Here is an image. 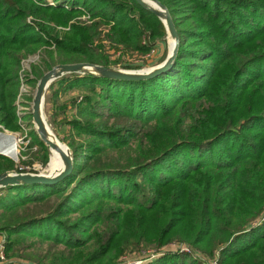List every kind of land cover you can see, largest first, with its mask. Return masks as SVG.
<instances>
[{"label": "trees", "instance_id": "16d2710c", "mask_svg": "<svg viewBox=\"0 0 264 264\" xmlns=\"http://www.w3.org/2000/svg\"><path fill=\"white\" fill-rule=\"evenodd\" d=\"M55 1L39 0L29 11L19 0H0V111L15 120L29 55H46L27 74L37 86L62 63L116 67L104 37L115 49L146 54L168 34L137 0ZM160 1L180 37L168 71L143 80L77 72L55 80V99L73 88L92 92L95 97L77 102L78 113L98 120H73L92 140L72 147L69 176L0 188L8 257L116 264L132 246L161 249L175 238L208 253L220 249L222 264H264V219L247 227L264 213V0ZM39 7L53 13H44L46 22L69 31L59 35L45 23H29V15L40 16ZM84 13L91 22H72ZM51 45L55 49H47ZM121 117L134 122L117 124ZM32 119V112L24 117ZM33 136L46 162L49 148L36 131ZM8 167L14 162L0 154V173ZM44 241L64 245L73 256L30 250ZM194 254L165 252L149 264H205Z\"/></svg>", "mask_w": 264, "mask_h": 264}, {"label": "rangeland", "instance_id": "374dc122", "mask_svg": "<svg viewBox=\"0 0 264 264\" xmlns=\"http://www.w3.org/2000/svg\"><path fill=\"white\" fill-rule=\"evenodd\" d=\"M49 4L55 5V0H48ZM20 4H25L26 8L29 10V6L36 8V5L40 6L39 0H19ZM38 15H29L27 21L30 22H39L45 23L50 26V28L55 29V32L59 35H64L69 31V27L58 25L54 20L45 21L43 18L44 13L53 14L51 11H46L44 8L39 7ZM30 11V10H29ZM90 14L84 13L80 15H75L72 22H91ZM108 32V31H106ZM167 36L164 39L158 41L157 45L150 50L149 53H141L139 51H126L122 48L115 49L111 47L110 40L104 37L103 40L104 48L112 62L117 63L116 68L123 70H150L153 67L161 64L169 55L171 46L174 44V40L171 38L169 32L167 31ZM214 36H212V39ZM47 49H55L54 45L48 46ZM178 55V53H177ZM46 56L45 52L38 51L32 55H29L23 61V70H22V85L20 89V94L16 101V113L17 120H15L12 114L8 110L0 111V151L6 153V157L11 159L14 162V167H8L7 172L11 173H49L55 174L57 172L55 169V157L51 155V150L49 148V156L46 160L44 156V149L41 145L35 140L33 132L36 131V126L32 120H24L25 116H28L32 112V102L29 98H33L37 86L32 85L29 81L26 80L27 74L31 72L32 64L43 65L42 57ZM177 58V56H176ZM175 58V59H176ZM175 61V60H174ZM136 66L132 68H127L124 66ZM139 66V67H137ZM115 67L114 64L113 66ZM49 71V70H48ZM47 72V71H46ZM33 77V76H31ZM55 86L47 89L44 102V116L47 121V124L50 130L54 133L55 136L67 146L68 150L72 153V147H80L81 144L86 146L89 141L92 140L91 137L83 135L77 127L74 125L73 120L76 118L80 119L83 123H95L97 118L93 116L81 115L78 113L79 106L77 102L81 101L85 96H94L86 88H73L66 91H63L58 98L52 97V92L59 88L56 84L57 81H53ZM51 85V84H50ZM95 97V96H94ZM106 118H102L105 121ZM95 120V121H92ZM114 122V119L113 121ZM134 120L130 118H117V124H131ZM143 124L140 122V125ZM152 124H155L153 122ZM142 126V125H141ZM145 128L141 127V129ZM37 132V131H36ZM15 138V139H14ZM40 138V137H39ZM13 141H12V140ZM134 142V141H132ZM12 157H10V156ZM64 164V163H63ZM61 164V166L63 165ZM60 166V167H61ZM59 167V169H60ZM3 192L0 190V195ZM32 209L22 210L14 219L21 217H27L32 213ZM20 215V216H19ZM264 219V213L253 221L251 224H248L247 227H252L254 224H260ZM7 232L0 231V250H2V260L0 263L10 264L13 261L18 262V264H44L38 261L30 260L28 258H10L6 252L7 248ZM185 242V243H184ZM197 248V249H196ZM199 247H194L187 241H181L179 239H172L170 242L165 245L163 248L158 249V246L155 244L143 243L140 247L132 246L130 249L123 252L118 258L116 264H149L154 261L159 256L163 255L165 252H179L189 254L190 252L195 253L194 256L200 260H210L215 259L216 264H222L219 257V250L213 254L208 253L204 250L198 249ZM212 249V248H211ZM30 250H35L38 253L45 254L49 256L51 253L60 254L63 257L73 256L72 252L66 248L64 245L52 244L49 241H44L42 244L38 245L37 248L30 247ZM213 251V250H212ZM188 252V253H187ZM1 257V255H0ZM205 263V261H204Z\"/></svg>", "mask_w": 264, "mask_h": 264}, {"label": "water", "instance_id": "95a60500", "mask_svg": "<svg viewBox=\"0 0 264 264\" xmlns=\"http://www.w3.org/2000/svg\"><path fill=\"white\" fill-rule=\"evenodd\" d=\"M141 5L148 7L152 12L160 17L166 26L170 36L175 39L173 51L169 53L167 58L159 65L153 67L150 70H123L116 67L92 64L87 62L76 63H62L54 66L47 71L39 80L35 94L32 100V117L36 126L37 134L40 139L51 148H58V144L54 141L55 135L50 130L47 121L44 116V102L45 95L50 84L56 79L64 76L65 74L77 72L83 74H96L98 76H105L117 79L127 80H143L154 78L166 71H168L174 64V60L177 56L180 37L178 31L174 25L172 16L165 4L160 0H137ZM67 147L66 145H64ZM64 160L63 169L56 174L45 173H0V188L9 185L29 184V183H43V184H55L60 182L67 176H69L74 169L73 155L67 149V151H61ZM0 154L7 155L0 151ZM8 156V155H7Z\"/></svg>", "mask_w": 264, "mask_h": 264}, {"label": "bare ground", "instance_id": "6f19581e", "mask_svg": "<svg viewBox=\"0 0 264 264\" xmlns=\"http://www.w3.org/2000/svg\"><path fill=\"white\" fill-rule=\"evenodd\" d=\"M172 38V37H171ZM173 40H174V42H175V39L174 38H172ZM171 50H170V52H172L173 51V48H174V44L171 46ZM56 138H54V141L56 142V144H58V148H56V147H53V148H51V155H54V157H55V162H54V164H55V169H56V171H54V172H57V173H59L62 169H63V167H64V160H63V157H62V152L61 151H67V147H65L64 146V144L57 138V136H55ZM15 139V138H14ZM13 139V140H14ZM12 140V139H11ZM12 140V141H13ZM0 149H1V147H0ZM2 150V149H1ZM10 156V155H9ZM10 157H12V156H10ZM61 164H63L62 166H61ZM61 166V167H60ZM59 167H60V169H59ZM47 174H49V173H47ZM56 174V173H55Z\"/></svg>", "mask_w": 264, "mask_h": 264}, {"label": "built area", "instance_id": "2783aa9c", "mask_svg": "<svg viewBox=\"0 0 264 264\" xmlns=\"http://www.w3.org/2000/svg\"><path fill=\"white\" fill-rule=\"evenodd\" d=\"M181 252L182 251H186V250H180ZM3 252H2V250H0V255H1V257H0V262H1V260H2V254ZM218 259V258H217ZM215 259H210V260H205V264H216V261H214Z\"/></svg>", "mask_w": 264, "mask_h": 264}]
</instances>
